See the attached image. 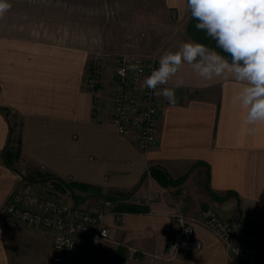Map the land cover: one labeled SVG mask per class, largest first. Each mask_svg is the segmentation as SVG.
<instances>
[{
	"label": "crops",
	"instance_id": "crops-1",
	"mask_svg": "<svg viewBox=\"0 0 264 264\" xmlns=\"http://www.w3.org/2000/svg\"><path fill=\"white\" fill-rule=\"evenodd\" d=\"M92 1L8 0L11 8L0 17V207L24 186L23 174L89 185L101 195L134 196L107 209L101 196L73 191L76 203L104 213L110 233L97 243L87 264H162L178 211L191 215L214 204L228 221L264 225V123L244 124V110L232 103L241 83L222 78L204 82L190 65H182L177 103L157 97V143L147 153L138 150L132 133L119 135L107 118L92 117L91 93L83 86L88 61L115 52L111 43L123 41L114 40L107 28L105 10L112 0L89 8ZM138 11L136 24L144 26L143 34L159 29L162 42L168 41L171 14L178 23L189 16L186 0H150ZM186 41L193 40L184 35L172 49L149 46L150 53L159 66L161 55ZM17 139L19 159L8 167L1 153ZM151 168L181 182L162 185ZM181 195H186L185 203ZM119 204L145 210L125 212L115 208ZM112 210L120 213L118 222ZM195 237L202 249L181 252L178 261L228 264L223 245L208 230L197 226ZM126 244L142 252L138 261L125 259ZM84 254L81 249L65 255L62 264H75ZM51 257L50 233L0 217V264H46Z\"/></svg>",
	"mask_w": 264,
	"mask_h": 264
},
{
	"label": "built area",
	"instance_id": "built-area-1",
	"mask_svg": "<svg viewBox=\"0 0 264 264\" xmlns=\"http://www.w3.org/2000/svg\"><path fill=\"white\" fill-rule=\"evenodd\" d=\"M105 61L104 54L93 55L83 78L84 88L91 93L92 117L107 118L119 135L132 133L138 150L147 153L157 143L160 106L152 90L143 86V80L153 69L158 68L157 58L121 55L114 66L110 94L104 100L101 87L105 84L102 78ZM136 63H139L142 72L129 69L131 64ZM41 182L24 181V186L14 189L0 207L1 219L24 228L50 233L52 257L46 264H62L65 255H75L81 249L85 251L84 256L74 259V262L87 264L97 243L109 239L104 213L94 211L86 203L77 204L56 195L53 191L57 189L55 185L58 180L51 176ZM133 198L131 195L118 198L115 202L105 200L103 205L112 209L115 203L128 202ZM180 199L185 203L187 197L181 195ZM113 214L118 222L120 213L114 211ZM173 218L176 230L167 242L166 260L178 261L181 252L200 251L203 246L195 237V229L201 226L223 245L228 264H264V225L228 221L221 217L218 206L214 204L191 215L178 211ZM124 249L125 259L130 262L138 261L142 254L132 245L126 244ZM178 264L191 263L179 260Z\"/></svg>",
	"mask_w": 264,
	"mask_h": 264
},
{
	"label": "clouds",
	"instance_id": "clouds-1",
	"mask_svg": "<svg viewBox=\"0 0 264 264\" xmlns=\"http://www.w3.org/2000/svg\"><path fill=\"white\" fill-rule=\"evenodd\" d=\"M10 8L8 0H0V17ZM186 10L197 21L196 29L215 42V48L183 42L178 50L159 57L158 68L145 77L143 86L175 105L176 89L184 83L178 73L187 64L204 82L222 78L241 83L232 103L244 110V124L264 123V0H186ZM129 69L143 71L139 63ZM173 77L174 85L167 86Z\"/></svg>",
	"mask_w": 264,
	"mask_h": 264
},
{
	"label": "rangeland",
	"instance_id": "rangeland-1",
	"mask_svg": "<svg viewBox=\"0 0 264 264\" xmlns=\"http://www.w3.org/2000/svg\"><path fill=\"white\" fill-rule=\"evenodd\" d=\"M150 0H112L110 2V8L105 10V16L106 18L110 19V26L107 27L110 34L113 36V39L116 40L119 38H123V41H119L118 43H111L112 47L115 49V52H102L100 54H104L106 56V61L104 62V71L102 73V78L104 80V85L101 87L104 92L103 99L107 98L110 94L111 87H112V77H113V70L115 63L117 59L121 55H133V56H139L143 58H152L155 54L150 53L149 46H160L165 47L164 49H172L174 45H176V42L180 38H184V35L188 38L189 35L186 32V26L188 23V20L190 18V12L188 11L189 16L187 19H184V21H181L180 23L176 22L173 19L172 14L169 16V25H168V41H160V38L162 35L160 34V30L158 27L157 33L153 32H146L150 33L143 34V28L144 26H137L136 22L138 21V18L141 16H137V12H139V8L143 7L145 3H149ZM102 2H105L104 0H94L91 3L89 2V8L91 6H96L101 4ZM109 3V2H108ZM100 6V5H99ZM138 34V35H135ZM152 33V34H151ZM137 36H139L140 39L145 38H153V41L148 40H137ZM111 38V37H110ZM112 39V38H111ZM171 39V40H170ZM114 42V41H113ZM162 47V48H163ZM148 52V53H146ZM155 58V57H154ZM156 59V58H155ZM90 60V59H89ZM88 66V64H87ZM87 68L85 70V74L87 73ZM84 74V77H85ZM104 99V100H105ZM10 116V113H9ZM11 119H13V116L11 115ZM11 123L15 125V120H11ZM17 128H14V135H17ZM48 175H41L38 178L30 175V174H23L22 179L25 181V183L28 182H34V181H44ZM42 183V182H41ZM43 184V183H42ZM42 184L40 187H42ZM25 185V184H24ZM46 187V186H45ZM56 195L64 196L68 200L75 201L77 200L76 196H71L69 193H65L62 191H59L57 189H54ZM78 204V203H77ZM82 204V203H81ZM8 224H13L9 221H5ZM177 261H168L165 259L162 264H176Z\"/></svg>",
	"mask_w": 264,
	"mask_h": 264
},
{
	"label": "trees",
	"instance_id": "trees-1",
	"mask_svg": "<svg viewBox=\"0 0 264 264\" xmlns=\"http://www.w3.org/2000/svg\"><path fill=\"white\" fill-rule=\"evenodd\" d=\"M197 21L193 19L191 16L188 20L187 26H186V32L189 35L190 39L196 42H200L205 44L206 46L210 48H215V42L212 41L209 37H207L206 33L202 30H198L195 27V24ZM217 51H220L219 49H216ZM10 143L11 140L9 139ZM20 141L17 139L15 141V146L12 147L11 145H8L1 153V158L3 160V163L8 166L12 167L13 163L16 162L19 159V151H18V146H19ZM150 174L162 185H169V186H175L181 180L174 181L170 179L165 173L155 169L151 168L150 169ZM57 189L60 191L64 190H69L71 193V196L73 197V191L74 190H79L83 191L85 193H89L91 195L95 196H101L102 198L115 202L118 198H123L127 196V194L124 193H116L112 195H101L100 191L97 190L95 187L89 186V185H83V184H77V183H63L62 181H58V183L55 185ZM115 208L121 211L125 212H140L144 211L145 209L143 207H139L137 205L133 204H119L116 205Z\"/></svg>",
	"mask_w": 264,
	"mask_h": 264
}]
</instances>
